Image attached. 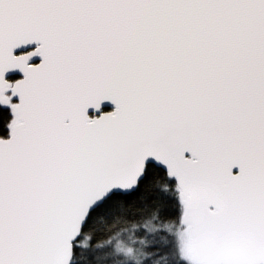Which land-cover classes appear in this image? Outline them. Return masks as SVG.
<instances>
[{"label": "snow or ice", "instance_id": "snow-or-ice-1", "mask_svg": "<svg viewBox=\"0 0 264 264\" xmlns=\"http://www.w3.org/2000/svg\"><path fill=\"white\" fill-rule=\"evenodd\" d=\"M0 264H264V0H0Z\"/></svg>", "mask_w": 264, "mask_h": 264}]
</instances>
